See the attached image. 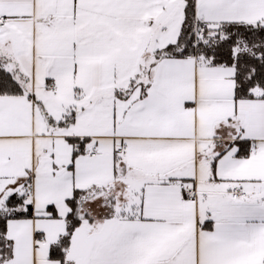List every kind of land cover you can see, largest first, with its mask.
Listing matches in <instances>:
<instances>
[{
  "label": "snow or ice",
  "instance_id": "1",
  "mask_svg": "<svg viewBox=\"0 0 264 264\" xmlns=\"http://www.w3.org/2000/svg\"><path fill=\"white\" fill-rule=\"evenodd\" d=\"M0 264H264V0H0Z\"/></svg>",
  "mask_w": 264,
  "mask_h": 264
}]
</instances>
